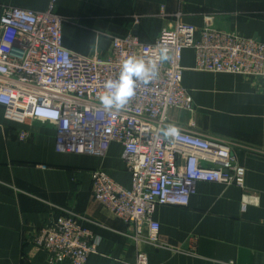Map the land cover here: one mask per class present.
Here are the masks:
<instances>
[{"label": "crops", "instance_id": "1", "mask_svg": "<svg viewBox=\"0 0 264 264\" xmlns=\"http://www.w3.org/2000/svg\"><path fill=\"white\" fill-rule=\"evenodd\" d=\"M48 0H0L4 7L41 10ZM64 45L83 56L107 55L111 35L135 33L153 42L163 27L182 21L197 29L227 31L264 43V0H59ZM138 18V22H137ZM192 49L183 51V85L192 110L172 108V124L230 141L245 168L244 189L199 182L188 206L159 205L157 242L144 228L120 219L92 192V172L106 171L130 188L123 148L111 143L106 155L56 149L51 121L20 123L0 107V264H70L53 261L33 242L35 231L75 216L96 243L87 264H264V83L242 74L195 69ZM26 133L25 139L21 138ZM245 204V209L243 205Z\"/></svg>", "mask_w": 264, "mask_h": 264}, {"label": "built area", "instance_id": "2", "mask_svg": "<svg viewBox=\"0 0 264 264\" xmlns=\"http://www.w3.org/2000/svg\"><path fill=\"white\" fill-rule=\"evenodd\" d=\"M59 0L44 9L3 8L0 17V107L5 117L20 123L51 121L41 111L54 110L56 149L73 154L106 155L111 143L123 148L131 187L106 171L92 172L95 199L120 219L144 228L157 242L160 223L153 219L159 205L188 206L199 182L236 185L244 189L245 168L237 163L230 141L202 135L172 124V108L192 110L193 99L183 85V51L195 53V69L242 74L264 83V43L210 28L197 29L177 15L153 42L137 34L111 35L107 55L88 57L64 45V18ZM138 22V18H137ZM167 59H163V56ZM129 57L155 61L156 77L137 81L136 94L120 110L105 111L99 97L108 80H118ZM178 136H164L168 126ZM26 133L21 134L25 139ZM245 209V204L243 205ZM93 234L75 216L44 223L33 242L56 262L87 264L95 251ZM122 264V263H121ZM148 264L145 254L133 263Z\"/></svg>", "mask_w": 264, "mask_h": 264}, {"label": "clouds", "instance_id": "3", "mask_svg": "<svg viewBox=\"0 0 264 264\" xmlns=\"http://www.w3.org/2000/svg\"><path fill=\"white\" fill-rule=\"evenodd\" d=\"M162 58L167 59V56ZM157 73L155 61L145 63L142 59L129 57L121 65L119 79L105 82L104 87L107 91L100 95V105L105 111L120 110L136 94L137 81L148 83L156 77ZM40 116L49 118L51 121L57 119V113L54 110L41 111ZM163 134L165 137L178 136L179 129L170 125Z\"/></svg>", "mask_w": 264, "mask_h": 264}, {"label": "rangeland", "instance_id": "4", "mask_svg": "<svg viewBox=\"0 0 264 264\" xmlns=\"http://www.w3.org/2000/svg\"><path fill=\"white\" fill-rule=\"evenodd\" d=\"M41 121H42V120H41ZM141 254H145V253H141ZM145 255H146V254H145ZM136 259H137V257H136ZM136 259H135V260H136ZM87 261H88V260H87Z\"/></svg>", "mask_w": 264, "mask_h": 264}, {"label": "bare ground", "instance_id": "5", "mask_svg": "<svg viewBox=\"0 0 264 264\" xmlns=\"http://www.w3.org/2000/svg\"><path fill=\"white\" fill-rule=\"evenodd\" d=\"M57 139V138H56Z\"/></svg>", "mask_w": 264, "mask_h": 264}, {"label": "water", "instance_id": "6", "mask_svg": "<svg viewBox=\"0 0 264 264\" xmlns=\"http://www.w3.org/2000/svg\"><path fill=\"white\" fill-rule=\"evenodd\" d=\"M135 34V33H134Z\"/></svg>", "mask_w": 264, "mask_h": 264}]
</instances>
